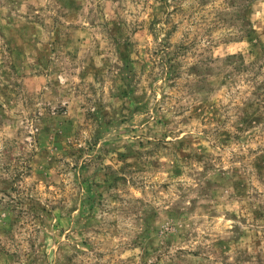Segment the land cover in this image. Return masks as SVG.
I'll use <instances>...</instances> for the list:
<instances>
[{"label": "rangeland", "instance_id": "rangeland-1", "mask_svg": "<svg viewBox=\"0 0 264 264\" xmlns=\"http://www.w3.org/2000/svg\"><path fill=\"white\" fill-rule=\"evenodd\" d=\"M0 264H264V0H0Z\"/></svg>", "mask_w": 264, "mask_h": 264}]
</instances>
